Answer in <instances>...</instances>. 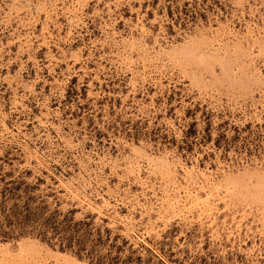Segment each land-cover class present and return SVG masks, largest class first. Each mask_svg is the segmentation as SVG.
Wrapping results in <instances>:
<instances>
[{"label":"rangeland","instance_id":"374dc122","mask_svg":"<svg viewBox=\"0 0 264 264\" xmlns=\"http://www.w3.org/2000/svg\"><path fill=\"white\" fill-rule=\"evenodd\" d=\"M0 264H264V0H0Z\"/></svg>","mask_w":264,"mask_h":264},{"label":"trees","instance_id":"16d2710c","mask_svg":"<svg viewBox=\"0 0 264 264\" xmlns=\"http://www.w3.org/2000/svg\"><path fill=\"white\" fill-rule=\"evenodd\" d=\"M188 131L191 132L189 129ZM42 181L43 178H36L32 185L33 189L36 190L35 187H39ZM11 184L12 187L8 189L7 197L4 196L6 198L1 204L4 208L7 200L12 203L10 219L7 220L6 225L11 229L28 230L30 228L34 235L51 246L57 244L59 249L72 250L77 257L83 258L84 241L78 234L80 230L77 228L80 222L73 221L75 209L71 208L62 212L60 208H55L51 211L45 198L49 194L33 196L27 191L28 186L21 189V181H13Z\"/></svg>","mask_w":264,"mask_h":264}]
</instances>
